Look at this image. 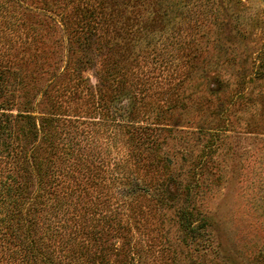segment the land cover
I'll list each match as a JSON object with an SVG mask.
<instances>
[{
    "label": "trees",
    "instance_id": "16d2710c",
    "mask_svg": "<svg viewBox=\"0 0 264 264\" xmlns=\"http://www.w3.org/2000/svg\"><path fill=\"white\" fill-rule=\"evenodd\" d=\"M146 1L0 0V264H138L146 252L136 201L149 187L132 189L119 163L113 173L99 140L113 127L132 165L154 169L145 152L180 99L175 88L152 115V82L127 87L141 36L119 24ZM164 194L160 184L149 200L162 207ZM179 217L189 240L208 237L206 220Z\"/></svg>",
    "mask_w": 264,
    "mask_h": 264
},
{
    "label": "rangeland",
    "instance_id": "374dc122",
    "mask_svg": "<svg viewBox=\"0 0 264 264\" xmlns=\"http://www.w3.org/2000/svg\"><path fill=\"white\" fill-rule=\"evenodd\" d=\"M146 2V11L135 9L129 23L126 13L119 24L141 36L127 87L152 82L146 92L161 96L153 110L145 107L152 115L171 104L175 88L180 97L145 152L154 169L132 165L130 147L113 127L99 135L109 169L120 174L119 163L132 189L136 178L149 187L136 201L145 219L136 238L148 244L138 264H264V0ZM132 93L125 94L141 98ZM160 184L162 207L149 200ZM183 210L207 221L206 239L185 236Z\"/></svg>",
    "mask_w": 264,
    "mask_h": 264
}]
</instances>
